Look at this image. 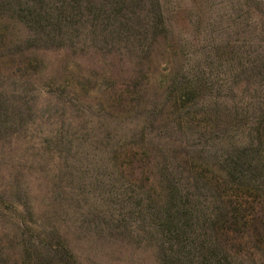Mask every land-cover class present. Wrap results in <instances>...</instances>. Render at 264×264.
I'll return each instance as SVG.
<instances>
[{"label": "rangeland", "instance_id": "374dc122", "mask_svg": "<svg viewBox=\"0 0 264 264\" xmlns=\"http://www.w3.org/2000/svg\"><path fill=\"white\" fill-rule=\"evenodd\" d=\"M157 1L169 28L165 36L149 45L144 62L136 66L117 44L80 43L76 51L25 49L26 31L20 25L11 27L10 33L20 40L17 50L24 51L13 55L9 49L0 50V76L7 83L17 81L18 91L26 89L27 94L18 101L15 133L6 132L0 139V264H161L146 234L122 227L94 228L83 221L82 211L103 204V199L99 200L102 191L88 184L83 190L75 189L77 194L70 200L68 189L76 186L73 180L80 181L103 168L93 162L77 168L67 158L69 147H74L68 140L75 135L88 138L85 134L97 131L96 113L105 127L113 128L150 112V119L156 120L154 131L164 128L176 134L174 126L180 119L187 131L207 130L209 137L215 133V121L224 129L232 118H243L234 112L228 98L221 100L218 110L210 106L201 115L206 110L201 106L203 100L211 97L206 89L187 87L186 103L181 105L177 99L185 78L190 79L184 71L190 61L207 55L219 57L223 74L228 72L232 54L239 58L247 52L264 53V0L249 8V13L243 0ZM235 69L233 72H238ZM226 83L223 80L221 88L227 93ZM208 118L209 124L204 123ZM149 141L153 146L156 139ZM131 145L135 146L128 142L118 147L117 154L125 164L130 159L124 152ZM156 157L154 163L160 165L162 158ZM189 164L198 166L210 179L220 173L212 160L203 162L192 156ZM155 173L148 168L146 174L152 177ZM136 175L134 180L126 176L124 182L135 185L136 180L144 185L146 176L138 171ZM103 179L102 175L96 178ZM222 189L226 198L237 188L225 182ZM151 192L158 195L159 189ZM254 194L252 190L249 195ZM243 206L249 210L248 205ZM256 209L259 216L264 206Z\"/></svg>", "mask_w": 264, "mask_h": 264}, {"label": "trees", "instance_id": "16d2710c", "mask_svg": "<svg viewBox=\"0 0 264 264\" xmlns=\"http://www.w3.org/2000/svg\"><path fill=\"white\" fill-rule=\"evenodd\" d=\"M261 1L243 0V5L247 11ZM16 25L26 31L22 41L25 49L76 51L80 43L117 44L134 66L144 62L149 45L158 36H165L169 28L157 0L150 4L144 0H0V50L9 49L13 55L24 51L17 50L20 40L10 33ZM201 58L185 67L190 79L182 77L185 85L177 102L181 99V105L186 103L187 87L206 89L211 97L203 100L201 106L206 110L201 115L210 106L218 110L224 102L221 100L228 98L234 112L244 117L232 118L224 129L215 121V133L209 137L207 130L187 131L180 119L174 126L176 134L164 128L154 131L156 120L150 119V112L113 128L105 127L96 113L93 117L98 130L85 134L88 138L71 136L68 141L75 149L69 147L67 158L77 168L93 162L103 169L90 173L89 178L73 180L76 186L67 194L73 200L75 189L97 186L104 193H99L103 204L82 211L83 221L94 228L122 227L146 234L161 264H264V210L256 214V207L264 206V53L247 52L239 58L232 54L228 72L223 74L219 57ZM234 65L238 72H233ZM223 80L227 81V93L222 92ZM5 83L0 76V139L6 132L15 133L18 101L27 94L26 89L18 91L17 81ZM155 139L149 146V140ZM128 142L135 146L124 152L130 159L125 164L117 153L118 147ZM156 156L162 158L160 165L154 163ZM192 156L203 162L212 160L220 173L213 179L200 173L198 166L189 164ZM148 168L154 169L155 177L146 174ZM137 171L146 176L144 185L136 180L135 185L124 182L126 176L136 179ZM99 175L104 179L96 180ZM225 182L237 188L226 198L222 189ZM156 189L158 195L151 192ZM252 190L255 194L249 195ZM243 204L248 205V211Z\"/></svg>", "mask_w": 264, "mask_h": 264}]
</instances>
